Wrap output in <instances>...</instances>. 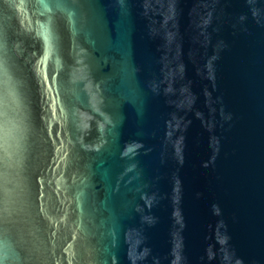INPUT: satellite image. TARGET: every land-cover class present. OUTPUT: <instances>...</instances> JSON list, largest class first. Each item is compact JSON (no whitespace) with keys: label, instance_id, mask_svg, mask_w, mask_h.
<instances>
[{"label":"water","instance_id":"water-1","mask_svg":"<svg viewBox=\"0 0 264 264\" xmlns=\"http://www.w3.org/2000/svg\"><path fill=\"white\" fill-rule=\"evenodd\" d=\"M0 264H264V0H0Z\"/></svg>","mask_w":264,"mask_h":264}]
</instances>
